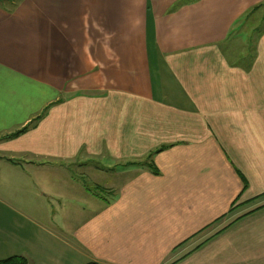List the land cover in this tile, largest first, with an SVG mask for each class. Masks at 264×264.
<instances>
[{"label":"crops","instance_id":"crops-1","mask_svg":"<svg viewBox=\"0 0 264 264\" xmlns=\"http://www.w3.org/2000/svg\"><path fill=\"white\" fill-rule=\"evenodd\" d=\"M262 10L0 0V261L264 264Z\"/></svg>","mask_w":264,"mask_h":264},{"label":"rangeland","instance_id":"rangeland-1","mask_svg":"<svg viewBox=\"0 0 264 264\" xmlns=\"http://www.w3.org/2000/svg\"><path fill=\"white\" fill-rule=\"evenodd\" d=\"M263 13H264V11H263ZM252 18H253L252 15H249L242 22H240L239 23L240 25L238 26L236 31H234L230 35L228 40H226V43L224 44L225 45L224 46L225 47V54L229 55L230 60H234V59H235V61L240 60V59H247L248 60L250 58V56H251L250 52L252 51V48H253L252 45H253V42L255 41V38L257 35L256 34L257 32L253 30L254 29L253 25L256 24V21H251ZM255 18L260 19L259 17H257V15H255ZM261 27H264V24H262ZM259 28H260V26H259ZM96 186H98V185L93 184L92 188H95ZM90 187H91V185H90ZM86 188H87V186H86ZM98 188L100 189V191H97L96 189H94V191H96V192L91 191L94 196L101 198L102 201L112 199V194H113L112 192H109L108 190H105L104 188H102L100 186H98ZM39 218H40L39 216L33 217L34 221H36V222L39 221ZM57 220L59 221L60 218L57 217ZM56 223H58V222L56 221ZM38 227H40V226H38ZM6 259H8V258H6ZM3 260H5V259H3ZM88 263H95V262H88ZM88 263H85V264H88ZM59 264H66L65 258Z\"/></svg>","mask_w":264,"mask_h":264},{"label":"trees","instance_id":"trees-1","mask_svg":"<svg viewBox=\"0 0 264 264\" xmlns=\"http://www.w3.org/2000/svg\"><path fill=\"white\" fill-rule=\"evenodd\" d=\"M37 120H35V121H37ZM25 130H26V127L21 129V130L16 131L14 134H12V136H14V137L19 136V135L23 134ZM94 189H96L97 191H100L98 186H96L95 188H92L91 191L96 192V191H94ZM0 264H26V260L22 257H11V258H8L5 260H1ZM88 264H97V263H88Z\"/></svg>","mask_w":264,"mask_h":264}]
</instances>
